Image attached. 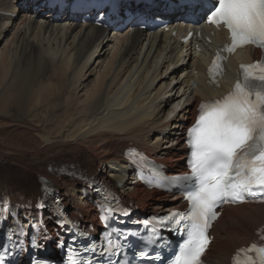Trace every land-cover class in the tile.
Here are the masks:
<instances>
[{"label":"bare ground","instance_id":"1","mask_svg":"<svg viewBox=\"0 0 264 264\" xmlns=\"http://www.w3.org/2000/svg\"><path fill=\"white\" fill-rule=\"evenodd\" d=\"M22 1L0 0V41L11 33L0 56V114L21 119L41 114L44 141L31 149L0 137V188L7 185L14 199L20 189L37 196L44 176L61 191L69 207L92 219L95 210L83 196L86 185L59 174L56 167L79 160L127 188L125 170L117 168L119 149L130 142L142 144L164 161L181 162V127L200 97L209 94L200 77L204 56L189 57L181 69L185 77L178 75L174 81L177 72L171 66L180 62L188 44L179 47L171 33L156 32L146 39L141 29H127L110 35L96 25L37 19ZM103 57L108 61L80 101L86 70L96 59L97 65L103 63L99 60ZM181 87L189 90L186 103H179L181 108L173 115L175 95L173 99L166 95ZM167 128L172 135L161 137ZM130 191L139 195L144 209H161L169 202L139 184ZM218 222L209 255L215 263L228 264L234 250L252 240L254 230L264 223V206L228 207Z\"/></svg>","mask_w":264,"mask_h":264},{"label":"snow or ice","instance_id":"2","mask_svg":"<svg viewBox=\"0 0 264 264\" xmlns=\"http://www.w3.org/2000/svg\"><path fill=\"white\" fill-rule=\"evenodd\" d=\"M201 6V0H187L186 10L195 11ZM208 22L223 24L230 30L232 44L225 51H234L244 45H255L264 49V0H213V6L206 15ZM222 57L217 55L213 70L222 68ZM243 81H237L227 96L201 103L196 123L187 131V144L190 146V181L186 190L189 207L185 211H174L163 217H151L138 221L151 229L155 239L144 240L145 247L155 246L163 240L159 231H171L181 237L176 250L167 264H201V257L209 244L208 230L211 222L218 217L216 209L225 203L245 202L249 197H257L264 202V63L256 61L251 65H241ZM104 205L98 206L102 218L119 223L120 216L130 215L122 206L117 207L115 197ZM11 206V201H7ZM43 202L35 207L39 211L45 208ZM31 208V205L27 206ZM10 215V213H9ZM60 229L70 228L75 222L57 217L54 220ZM19 234L26 235L23 226ZM73 244L76 232L70 233ZM89 239L84 252L68 264H120L124 232L110 230L108 225L102 230L101 237L90 239V234L81 233ZM42 242L31 241L33 247L47 250L52 239L47 231L41 230ZM19 246L18 244L16 245ZM57 250L64 251L66 242L55 239ZM5 254L8 248L2 249ZM78 251V250H76ZM255 252L248 255L244 264H264V245L252 244L248 249H240L234 264H241L240 253ZM139 255L149 264H156L159 254L151 256L141 250ZM0 264H4L0 260ZM28 264H54L51 257L30 255Z\"/></svg>","mask_w":264,"mask_h":264},{"label":"rangeland","instance_id":"3","mask_svg":"<svg viewBox=\"0 0 264 264\" xmlns=\"http://www.w3.org/2000/svg\"><path fill=\"white\" fill-rule=\"evenodd\" d=\"M20 17L21 16H19V18ZM114 33L115 32H113L112 35ZM10 37L11 33L0 41V56L2 54L1 50L3 49V46H5ZM99 60L103 61V63L97 65L98 59H96V62L93 64V66L90 69L86 70L85 74L87 77H84L83 84L80 88L81 91L78 94L80 101H82L85 98V95H87L88 92L91 91V88L93 87L97 76L96 73L97 71H99V68H102L106 64V60L108 61V59L104 57L100 58ZM92 68H95V70L93 73H91V75L90 71ZM173 96L170 95L168 97H171L170 99H173ZM176 96H178V94H175L176 101L181 100V97H179L180 95L178 97ZM43 126V116L38 113L32 116L22 117V119L20 118V116L9 117L2 116L0 114V137L5 138L9 144L14 143L22 146L24 145L25 147L31 149L38 148V146L44 141L41 135L42 131L44 130Z\"/></svg>","mask_w":264,"mask_h":264}]
</instances>
